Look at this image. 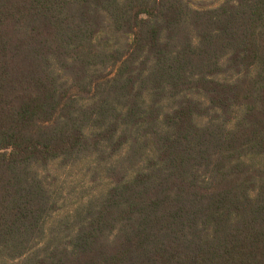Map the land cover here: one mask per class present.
Returning <instances> with one entry per match:
<instances>
[{"label": "trees", "instance_id": "obj_1", "mask_svg": "<svg viewBox=\"0 0 264 264\" xmlns=\"http://www.w3.org/2000/svg\"><path fill=\"white\" fill-rule=\"evenodd\" d=\"M0 264H264V0H0Z\"/></svg>", "mask_w": 264, "mask_h": 264}, {"label": "rangeland", "instance_id": "obj_2", "mask_svg": "<svg viewBox=\"0 0 264 264\" xmlns=\"http://www.w3.org/2000/svg\"><path fill=\"white\" fill-rule=\"evenodd\" d=\"M217 1H220V0H217Z\"/></svg>", "mask_w": 264, "mask_h": 264}]
</instances>
